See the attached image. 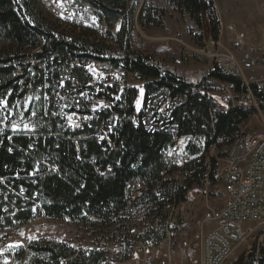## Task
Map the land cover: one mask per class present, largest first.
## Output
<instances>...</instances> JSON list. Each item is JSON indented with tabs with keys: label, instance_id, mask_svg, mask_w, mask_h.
Here are the masks:
<instances>
[{
	"label": "trees",
	"instance_id": "16d2710c",
	"mask_svg": "<svg viewBox=\"0 0 264 264\" xmlns=\"http://www.w3.org/2000/svg\"><path fill=\"white\" fill-rule=\"evenodd\" d=\"M84 1L97 9L96 14L101 12L100 23L104 25L105 22L109 35L110 30L120 22L117 33L110 35L123 50V54H119L115 60L123 61L129 71L142 79L151 80L145 83L146 93L155 84L170 87L173 94L205 85V80L200 83L187 82L153 64L148 57L132 52L128 32L135 12L142 27L161 26L162 13L158 7L147 3L139 7L136 0ZM166 1L175 10L188 16L199 29L202 28V15L206 14L210 34L213 39H217L220 21L211 0ZM43 2L0 0V230L12 229L41 215L79 225L97 222L98 228L106 230L119 223L129 207L135 206L143 209L148 225H163L161 221L168 219L172 213L170 209L184 202L193 187L202 184L207 178L214 182L217 164L212 156L210 166L207 165L209 149L214 146L218 156L225 157L227 152L222 151V148L231 146L240 132V126L251 117V112L239 106L216 110L212 132L208 122L209 111L214 103L206 96L190 94L173 115L179 122L177 136L201 138L204 145L197 147L187 144L185 152L192 158L185 163L178 180H175V174L179 172V166L169 160L179 159L162 158V152L174 145L175 137L161 132H148L134 125V105L139 93L135 87L117 92L125 109L120 111V121L110 135L114 147L96 141H81L77 147L53 119L48 120L43 116L42 102L30 104L25 109L26 118L34 113L31 125L33 132L3 129V125L7 126L19 118L18 104L23 93L18 83L25 78L27 71H32V64L25 63L26 57L57 55L65 59L68 54L79 52L114 57L104 47L87 41L82 33L75 35L70 28L64 30L56 21H51L49 9ZM197 39L200 42L202 35H197ZM121 51L114 50V53ZM81 60L87 62V55H79V62ZM207 77L234 82L237 92H244L237 79L224 76L218 70L210 72ZM172 83L177 86H171ZM103 94L109 96V93ZM53 115H60L58 107H53ZM70 135L80 137L84 133L77 130ZM41 161L55 166L56 170L46 172ZM108 168L111 173H105ZM134 181L143 182L145 191L133 200L128 190L129 183ZM99 233L104 231L99 230ZM153 234L148 228L137 238L156 242ZM158 235L160 238L165 237L163 230H159ZM261 245L257 258L250 256L237 264H264V242ZM15 255L14 264H23L27 256L28 264H107L108 254L103 249L81 250L66 242L40 238L20 245Z\"/></svg>",
	"mask_w": 264,
	"mask_h": 264
},
{
	"label": "built area",
	"instance_id": "2783aa9c",
	"mask_svg": "<svg viewBox=\"0 0 264 264\" xmlns=\"http://www.w3.org/2000/svg\"><path fill=\"white\" fill-rule=\"evenodd\" d=\"M44 1L50 4L51 10H58L62 17L78 20L89 26H94L92 18L102 16L101 12L92 14V4L84 0ZM76 12L85 17L80 18ZM105 27L108 30L104 22ZM110 32L114 34L113 30ZM234 47H239V43L235 42ZM194 51L204 52L202 49ZM119 54H123V50L114 54V57L88 52L68 54L65 59H60L57 55L26 57L25 63L32 64V71H27L25 78L18 83L23 93L18 104L19 118L7 126L3 125V129L33 132V129L24 128L13 130L12 125L24 126L29 123L31 126L34 113L26 118L25 109L30 104L42 102L43 116L48 120L53 119L77 147L81 141L105 142L114 147L110 135L120 121V111L125 109L117 92L120 93L128 87L136 88L138 83L144 89L145 83L151 81L129 71L123 61L115 60ZM79 55H87V62H79ZM210 55L218 72L237 79L244 92L239 94L234 82L214 78H207L205 85L197 89L175 94L170 87H159L155 84L148 93L144 90L139 108L135 102L134 125L141 126L148 132H161L176 137L179 122L173 116L174 105H183L190 94L206 96L214 103L209 111L208 122L212 132L216 110L239 106L248 109L257 117L261 131L237 134L224 157L222 172L225 201L220 208L205 214L193 244L197 254L190 260V264H237L241 260V253H248V258H257L264 242V47H250L240 57L236 55L235 49L212 51ZM131 77L135 80L132 81ZM170 85L177 86L173 83ZM213 86L222 93L223 99L220 97L219 101L215 100L212 92L204 91L205 87L209 89ZM103 93H109V96ZM238 95H243L245 102L238 101ZM53 107H60V115H53ZM186 116L189 117L187 113ZM202 127L206 128V125ZM77 130L84 135L72 137L70 134ZM162 158L169 160L166 151L162 152ZM190 159L186 154L179 161L169 160L179 166L175 180L179 179L180 171ZM40 163L46 172L56 170L55 166L47 162ZM105 173H111V169L108 168ZM139 189L145 190L143 182L129 183L131 199H136L135 191ZM173 207L179 209L180 205ZM169 222L165 221V228ZM141 243L148 245L149 241ZM171 256L163 262H169ZM184 259L183 257L182 264L187 262V257ZM146 261L151 264V259L147 258Z\"/></svg>",
	"mask_w": 264,
	"mask_h": 264
},
{
	"label": "rangeland",
	"instance_id": "374dc122",
	"mask_svg": "<svg viewBox=\"0 0 264 264\" xmlns=\"http://www.w3.org/2000/svg\"><path fill=\"white\" fill-rule=\"evenodd\" d=\"M136 1H138L139 7L143 3L158 7L162 13V25L142 27L136 11L128 32L132 52L148 57L153 64L169 70L187 82L200 83L202 80L206 82L208 74L217 70L210 55L212 51L235 49L236 55L240 57L250 47H264V0H211L220 21L217 39L212 38L208 19L204 13L202 28L199 29L188 16L175 10L166 0ZM43 3L46 9H49L50 20L56 21L62 29L70 28L69 30L73 31L75 35L82 33L87 41L104 47L113 55L116 54L114 50L121 51L120 44H117L110 36L117 33L120 22H117L113 28L114 34L110 32L109 35L97 16L92 18L95 25V28L92 29L84 24L79 25L78 20L62 17L58 10L50 11V4L45 1ZM76 14L80 18L85 17L78 12ZM200 34L202 40L199 42L197 35ZM235 42L239 43V47H234ZM194 49H202L204 52L197 53ZM131 80L135 79L131 77ZM136 88L139 91L136 106L139 108L144 89L143 85L139 83ZM204 91L212 92L215 100L219 101L220 97L223 99L222 93L217 91L216 86L209 89L205 87ZM237 100L245 102L243 95H238ZM176 106L174 112L181 105ZM58 113L60 114V107H58ZM23 128L25 130L33 129L29 123H25L24 126L12 125L13 130ZM239 129V133L261 131L258 119L253 114ZM189 143L202 147L204 140L177 136L172 148L166 151L168 158H182L187 153L185 148ZM228 150L227 147L222 148V151L228 152ZM212 156L217 164L216 172L213 175L214 182L212 183L211 179L207 178L202 184L193 187L188 192L186 200L181 203L179 209H174V207L172 210L170 209L172 218H170L167 228L163 221H161L163 225L160 223H149L148 225L143 209L139 206L129 207L127 212L122 214L121 221L106 230L98 228L97 222L79 225L68 220L48 219L41 215L31 222L12 229L0 230V264H14L17 248L20 245H26L30 240L40 238L66 242L81 250L103 249L108 254L107 264H148L147 258L151 259V264H182L184 263L182 262L183 257L185 259L187 257L185 264H188V261L190 264V260L197 254L196 246L193 244L205 214L212 209L220 208L225 201L222 172L224 157L218 156L217 149L214 146L211 147L206 156L208 166H210ZM190 157L192 158V155ZM144 191L139 189L135 191V194L138 196ZM92 221L95 220L92 219ZM148 228L154 233L153 237L156 242L148 240L149 244L145 245L141 243L143 240H139L137 237ZM99 230L104 233H99ZM159 230L164 231V238L159 237ZM93 232H97V234ZM169 255H172L170 261L163 262ZM22 263L28 264L29 257H25Z\"/></svg>",
	"mask_w": 264,
	"mask_h": 264
},
{
	"label": "bare ground",
	"instance_id": "6f19581e",
	"mask_svg": "<svg viewBox=\"0 0 264 264\" xmlns=\"http://www.w3.org/2000/svg\"><path fill=\"white\" fill-rule=\"evenodd\" d=\"M96 13H98L97 12V9L96 8H93V6H92V14H96ZM82 24H84L85 26H87V27H89V28H95V25L94 26H89V25H87V24H85V23H80L79 25H82ZM104 24V23H103ZM83 27V26H82ZM103 27H104V25H103ZM216 43V42H215ZM217 44V43H216ZM213 46V45H212ZM39 49V48H38ZM38 49L36 50V51H38ZM35 51V52H36ZM83 60H81V62H82ZM161 87H165L164 85L163 86H161ZM176 105H174V107H175ZM179 106V105H178ZM177 107V106H176ZM245 132H241V133H239V134H244ZM170 159V158H169ZM176 160V159H175ZM181 205V204H180ZM172 217V213H171V215L168 217V219L167 220H165V221H170L169 219ZM243 254V253H242ZM241 254V259H244V258H246L247 256H248V253H245V255H242ZM248 258V257H247Z\"/></svg>",
	"mask_w": 264,
	"mask_h": 264
}]
</instances>
